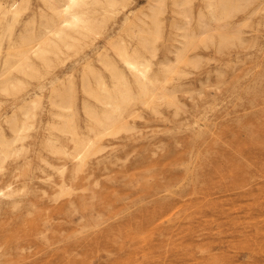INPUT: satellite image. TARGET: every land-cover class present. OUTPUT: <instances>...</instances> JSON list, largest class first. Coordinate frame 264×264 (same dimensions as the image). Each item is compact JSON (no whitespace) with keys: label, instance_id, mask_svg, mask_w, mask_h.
Instances as JSON below:
<instances>
[{"label":"rangeland","instance_id":"rangeland-1","mask_svg":"<svg viewBox=\"0 0 264 264\" xmlns=\"http://www.w3.org/2000/svg\"><path fill=\"white\" fill-rule=\"evenodd\" d=\"M258 1L250 7L252 12L248 19L242 20L240 13L232 20L234 23L231 21L230 26H241V34L245 36L242 44L222 50L215 49L214 45L197 47L191 54L198 61L196 67L183 66L182 74L171 80V87L176 85L178 111L164 104L158 106V114L138 108L131 137L111 138L110 141L106 138L104 143L110 147L105 146L98 155L99 165L92 166L93 162H90L82 167L83 171L77 172V176L85 175L87 181L81 180L83 189L73 190L70 196H60L56 183L60 175L65 177L70 173L71 162L54 156L44 146L48 135L57 138L62 145L70 144L67 137L57 135L49 128L55 118L49 112V95L60 80L72 74L79 95L78 117L80 124L85 126L88 121L80 109L82 102L86 99L91 106L99 107L82 95L80 76L87 70L85 63L103 72L97 55L110 50L108 39L103 36L96 40V46H84L77 52L62 55L61 63L52 67L49 74H43L42 79L26 81L22 77L21 94L19 92L15 97L0 95V111L7 116L17 113L22 118L20 107L36 96L39 107L45 108L44 113L37 110L20 154L7 158L0 173V187L4 191L7 188L3 186L8 180L19 187L25 182L23 191L20 187L18 193L33 201L28 199L27 203L23 199L24 202L9 209L14 213L23 211L31 217L38 215L41 220L37 219L36 227L39 230L26 232L28 227L22 228L24 225L19 219L18 222L13 216L7 219L4 225H8L3 226L1 235L4 234L0 236V264H13V261L14 264H264V84H261L264 83V0ZM149 3L152 1L125 0L123 12L115 14L108 22L109 41L122 37L134 46L135 39L124 30L126 20L138 25L144 24L142 20L148 22L145 14ZM202 4L203 0L193 2V23ZM171 8V0H167L165 11L160 15L165 35L158 49V58L162 59L172 56L166 46L171 43L170 36L173 37L172 23L180 21ZM247 123L248 127L244 126ZM246 128H250L251 134L245 131ZM198 131H203L195 144L200 156L190 162L187 159L189 142ZM6 134L10 135L9 130ZM213 137H218L217 143L212 141ZM168 150L174 151L172 155L176 160L168 158ZM181 159H184L183 163ZM185 164L192 166L193 175L183 176ZM24 172L31 174L27 176ZM69 198L72 203L67 201ZM28 216L25 218L30 220ZM16 244L27 247L24 252L11 249ZM8 247H11L10 256L2 254Z\"/></svg>","mask_w":264,"mask_h":264},{"label":"bare ground","instance_id":"bare-ground-1","mask_svg":"<svg viewBox=\"0 0 264 264\" xmlns=\"http://www.w3.org/2000/svg\"><path fill=\"white\" fill-rule=\"evenodd\" d=\"M151 1L152 3L148 4V12L147 14H145L146 17L148 18V22L142 20L144 24L138 25L133 22H128V20L130 19L126 20L124 30L128 31L133 36L136 42L134 46H130L129 44H127L124 38L120 36H119L120 38H116V39L114 38L109 41L110 35L107 34L109 27L108 25L109 20H111V18H113L115 14L118 13L120 14V12H123L125 0H0V95L12 96V97L17 96V94L21 91V89L24 86V81L22 77L26 78L25 79L26 81H28L27 79H31V80L39 79L42 77L43 74H46L49 72L50 69H53L52 67H55L56 65L61 63L62 55L64 56V54H67L70 51L77 52L79 48L84 46L95 45L96 40L103 36H105V38L108 39L107 43L109 44L110 50L108 52H100L97 55V60L103 72H99V69L96 70V68L94 69L93 66H92L93 68L90 67L89 66L90 63H88V65L85 63V65L87 66V68L85 69L87 70L86 71L82 70L83 73L82 76H80L81 78L80 91L82 95L86 98L92 99V101L96 102L99 107L96 109L93 105L91 106L88 102H85L86 99L82 102V104L80 105V109L82 110L81 112L84 113L88 121V123L85 126H82L79 121V117H78L79 95L77 96V86L76 83L74 82L73 77L71 76L72 74L66 77L65 79L60 77L63 80H60L58 86H54L52 88L51 93L49 95V105H50L49 112L55 116L54 118L55 120L54 119L52 120L53 121L52 124L51 125L48 124L49 128L50 130L54 131L57 135L67 137L70 142L69 146H66L65 144L62 145L57 138L51 137L49 135L46 137V140L44 142L45 148L50 153H52L54 156L58 158L68 160V162L70 161L72 164L71 167L72 171L70 168V173L65 177L63 176L61 177L60 175V180H58L59 182L56 183L59 185L58 194L60 196L61 195L70 196L73 190L84 187L83 186L84 184L82 183L81 180L85 179L86 177L85 175L77 176V172L85 168L84 166H87L86 165L87 163L90 164V162H93L92 166H94V164L97 165V163L100 160V157H98V155L102 153V150L104 149L105 146L110 147L109 145H106L104 143V140L106 138L108 139V141H110L109 139L111 138L115 139L120 137L121 138L131 137L130 135L132 134L133 130H135L134 119L136 116H138L137 113L138 108L140 107L147 108L150 109L152 113L158 114L159 113L158 106L164 104L165 106L174 107V109L178 111V105H176L178 103L177 101L178 99L176 96V91L174 89L175 88L174 86L176 85L172 86L173 87L172 88L171 85L173 83L171 80H173L176 77H179L182 74L183 66L190 65L196 67L198 61L194 60L191 54L192 53L194 54L195 52L194 49H196L197 47L198 48L199 46L208 47L209 45H214L216 47L215 49L222 50L223 48H226L230 45L242 44L244 42L245 36L243 37L241 34L242 29L239 28L241 26H239L240 25L239 24L238 27L236 26V28L232 27V25L230 26L231 21L234 19L236 15L240 13L242 15L241 16L242 20L248 19V17H250L249 16L250 13L252 12L251 6L257 0H203L202 8L198 6L201 9L198 10L199 12L197 13V17L195 18L194 23L192 22V18L194 16L192 15L194 0H171L172 8L170 10L179 15L180 21L176 20L172 23L171 27L173 31V37L171 38L170 36L171 43L169 44V46H166L167 51L171 53L172 56L170 57L165 56L164 59L158 58V49H159V43H163V39L165 38L163 24L160 15H162L163 14L162 12L165 11L167 0H151ZM232 22L234 23V21ZM186 70L187 69H185V71ZM58 80L59 79H57V81ZM251 80L254 81V79ZM257 80H259V78ZM261 84L264 83L262 82ZM253 94L251 95L252 96L256 95ZM35 98L36 99L27 101L21 107L19 106L21 117L23 116L22 118H20L17 113H16L17 115L13 113L11 115L8 114L9 116H7L0 111V173L1 171H3L2 168L3 167L5 168L4 162L6 161V159L9 157L18 156L20 154V151L23 149V139L27 136V131L35 122L36 116L38 114L37 110H40L41 113L42 112L44 113L43 109L45 108L42 107L40 108L39 107L40 101L37 99V96ZM38 107L40 109H38ZM140 110L141 109H139V111ZM245 125H247L248 127V123L244 124V126ZM250 128H252V126H250ZM249 129L246 128L245 131H248ZM6 130H9L10 135L6 134ZM203 130L205 131V129ZM202 132L203 131H201V133ZM249 132H251V130L248 131L247 133ZM254 132L256 133V131ZM201 133L199 131L195 132V134H193L194 135L193 140L189 142V147H188L189 152L187 159L190 162L199 159L200 154L195 149V144L197 142L196 140L199 139ZM201 137L203 136L201 135ZM212 141L217 143L218 137H213ZM172 153H174V151L168 150L166 155L168 156V158H172L176 160L175 156H173ZM226 155L229 156V154ZM92 157H94V161H91L93 159ZM112 157H109L110 160ZM230 157L233 158L234 156L233 157L230 156ZM103 159L107 161L106 158L103 157ZM182 160L184 159H181L180 162H182ZM103 163H105V161H103ZM61 167H63V165ZM191 167L192 166H189L187 164L184 165L183 176L193 175L192 173L194 172V169L192 172ZM63 170L64 169H62V171ZM113 172L115 173V171ZM24 174L28 176L31 173L24 172ZM108 175L106 176L108 177ZM93 180H96V178L94 177ZM8 181H6L7 184L3 186L4 188L5 187L7 188L6 191H4L2 187H0V236L4 234L3 232V234L1 235V231L3 229V226L6 225V224L4 225L5 221L9 219L11 216H13L14 219L16 220L19 219L20 221L19 223L25 226V227L22 226V228L28 227L29 229L27 228L26 232L28 230L31 233L35 229H38V227L36 226L38 225L37 222H39L37 221L39 216L33 215L34 217L33 216L31 217L28 216L29 214L24 215L23 211H18L17 213H14V211L11 212L9 209V207H14V208L17 207V203H19L20 201L24 202L23 199H26L25 201H28L29 198H24L22 195L18 193V191H20V187H22L25 182L22 183L19 187V186H13L12 184L13 181L10 182ZM86 184L87 183H85V185ZM34 185L35 184H33V186ZM23 187H22V191L24 189ZM38 190H40V188ZM98 195H100V193ZM90 196L92 197V195ZM71 198L66 200L68 202H71V200L73 199ZM29 200L32 199L30 198ZM27 203H29V201ZM25 216H28L31 219L28 220L25 218ZM152 216L154 217V215ZM153 217L151 219H154ZM16 222H18V220ZM85 227L86 226H84V228ZM12 228L14 229V226ZM109 228L111 230V227ZM77 230H79V228ZM138 230L141 232V229L138 228ZM125 232L129 234L127 230H125ZM9 237L11 239V235ZM129 237L131 238V236ZM25 246H26L25 244H16L15 247L11 246L12 248L11 247L10 248L15 249L16 251L20 250L24 252L23 250H25V248L27 247ZM10 248L9 247L6 248L2 254L7 253V255H9L8 251H10ZM19 256L18 259L20 258ZM22 259H24V256ZM14 263L15 262L13 261V264Z\"/></svg>","mask_w":264,"mask_h":264}]
</instances>
